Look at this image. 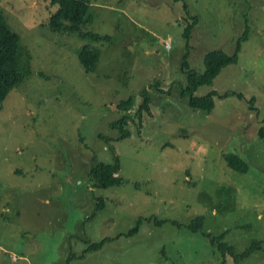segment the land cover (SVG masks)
I'll use <instances>...</instances> for the list:
<instances>
[{
  "label": "rangeland",
  "instance_id": "1",
  "mask_svg": "<svg viewBox=\"0 0 264 264\" xmlns=\"http://www.w3.org/2000/svg\"><path fill=\"white\" fill-rule=\"evenodd\" d=\"M182 1L186 9L173 0H92L84 30L110 37L96 43L49 30L58 8L48 0L0 1L30 56L29 76L0 110V264H70L71 254V264H264V247L238 256L264 242V0ZM246 25L235 64L195 91L239 96L216 98L210 112L190 107L180 94L184 54L202 73L204 55H230ZM85 45L100 52L89 74L77 54ZM143 89L154 114L118 138L117 104L138 102ZM225 153L249 170L228 168ZM93 156H117L123 182L94 186ZM196 217L201 231L188 228Z\"/></svg>",
  "mask_w": 264,
  "mask_h": 264
},
{
  "label": "trees",
  "instance_id": "2",
  "mask_svg": "<svg viewBox=\"0 0 264 264\" xmlns=\"http://www.w3.org/2000/svg\"><path fill=\"white\" fill-rule=\"evenodd\" d=\"M1 1V0H0ZM174 2H182V7L186 9V5L182 0H173ZM49 6L57 7V11L52 14L48 19V28L53 33H59L60 35L76 36L80 39H90L91 42H108L109 36H100L91 32H85L86 27L91 21L88 14L92 7V0H48ZM190 22L185 28L182 37L186 42V48L188 49V41L190 37L191 29L197 23L196 17H191ZM243 34H241L235 41L234 49L230 55L225 54L221 50H214L207 52L203 57V71L199 73L194 69H191L188 64V52L183 56L181 71L185 76V85L181 88V95L188 97V104L194 109H201L210 112L214 105L216 98H224L227 96H239V94L233 93V91H225L222 95L218 94L215 89H209L203 95H195V91L204 86H211L213 81L220 74L222 69L228 65L235 64L237 53L240 50V43L247 40L248 26H245ZM79 60L84 67L86 73H93L96 71L99 61L100 52L91 45H85L77 50ZM30 56L26 49L20 44L19 36L11 30L6 23L5 18L0 11V110L3 106V101L7 97L9 91L15 88L24 81L30 74L29 69ZM158 85L157 83L155 84ZM139 101L135 102L133 96L122 99L117 104V109L122 112L121 116L111 123V126L119 129L120 135L118 138H124L129 135V130L126 126L131 122H136L138 127H142L144 120L151 117L153 113L152 99L148 89H143L139 94ZM255 98L250 99V103H253ZM251 109L255 110L251 106ZM260 138H264V125L259 129ZM222 158L225 165L234 170L235 172L245 173L249 170L248 163L235 153L222 154ZM119 160L115 156L114 161L106 163L100 161L93 156L91 158L90 165V178L93 181L94 186L98 189H107L114 185H120L123 182L121 176L118 175ZM141 219L137 224L129 230L127 236L137 233ZM203 219L202 217H196L188 226L191 231H201ZM212 245H214L217 238H212L209 234H204ZM220 239V236L218 237ZM110 239H104L99 243H91L84 251L82 257L93 251H98L104 245L106 241ZM264 247L263 241H253L249 249L238 254L239 257L250 255L252 252L262 249ZM220 249H225L227 253L233 257L232 248L230 246H224ZM76 256L71 254L68 258L71 261Z\"/></svg>",
  "mask_w": 264,
  "mask_h": 264
}]
</instances>
